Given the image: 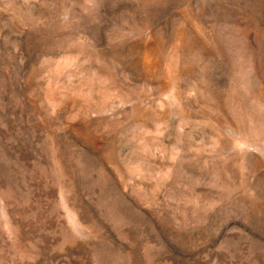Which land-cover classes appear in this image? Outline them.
Wrapping results in <instances>:
<instances>
[{"label": "rangeland", "instance_id": "1", "mask_svg": "<svg viewBox=\"0 0 264 264\" xmlns=\"http://www.w3.org/2000/svg\"><path fill=\"white\" fill-rule=\"evenodd\" d=\"M0 264H264V0H0Z\"/></svg>", "mask_w": 264, "mask_h": 264}]
</instances>
